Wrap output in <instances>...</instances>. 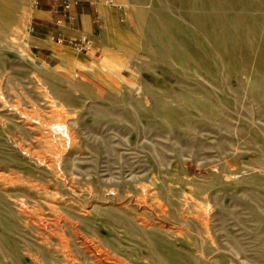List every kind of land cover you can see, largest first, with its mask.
<instances>
[{"label":"rangeland","instance_id":"374dc122","mask_svg":"<svg viewBox=\"0 0 264 264\" xmlns=\"http://www.w3.org/2000/svg\"><path fill=\"white\" fill-rule=\"evenodd\" d=\"M24 1V21L22 0L0 3V195L17 248L0 264H157L153 227L181 264H264V51L227 52L189 18L261 22L264 0H99L95 37L61 44L35 26L49 1Z\"/></svg>","mask_w":264,"mask_h":264},{"label":"bare ground","instance_id":"6f19581e","mask_svg":"<svg viewBox=\"0 0 264 264\" xmlns=\"http://www.w3.org/2000/svg\"><path fill=\"white\" fill-rule=\"evenodd\" d=\"M3 1L5 0H0V3H2ZM22 1L23 3L21 4L22 10L20 13V20L24 21L28 14L26 12V7H25L26 3L24 0ZM35 1L36 0H30L32 7L34 3H36ZM221 1H225V0H221ZM210 2L212 6H215L214 4L218 5V2L220 1L217 0L216 2L215 0H212ZM247 3L250 5H254L256 4V1L247 0ZM189 18L190 21L199 28H201L202 31L206 29L208 31L206 34L208 38L215 42H218L219 45L221 44L222 48L227 52L235 53L237 50L242 49L241 51H244L245 55H247L250 58L252 57V59L255 61H258L263 56L264 49H260L259 47L256 48V45L254 43V38L255 36L259 35L261 37V41L264 42V19H262L261 22H258L257 18L259 19V17L251 16L246 13H237V12L222 13L217 11L215 13L210 11V12H204L203 14H190ZM161 112L162 113H160V115L163 118L168 119L172 122L178 123L181 120V117L171 107H162ZM3 201L4 200L0 195V227L2 228V234H0V249L15 256L17 253L16 243L15 241L10 240V235H9L14 229L12 223L7 221L5 217L7 216L6 211L8 210L6 209V205ZM197 224H199L200 227L202 226L200 221H197ZM152 229L155 231L153 232L151 237V248L154 249L156 256V263L181 264L182 263L181 259L174 257L173 255L170 256V253H168V255L162 254V251L160 250L161 233H159L154 227ZM201 242L203 243L204 247L202 246V243H200L199 248H200V252L204 257V255L206 256L205 253L207 251L205 247L206 243L210 244L211 246L212 241L208 240V242H205L201 240ZM233 243H234L233 241L229 243L230 248H234V245L235 246L237 245ZM196 244L191 246L195 247ZM216 251L219 252V250ZM260 253H261V259H264V241L260 243V246L258 248V255ZM253 258L257 261L260 260V258L257 256ZM218 260L219 259H216V261ZM245 260H247L246 257ZM248 260L250 261L253 259L251 257V259ZM202 264H207V259H204Z\"/></svg>","mask_w":264,"mask_h":264},{"label":"crops","instance_id":"0c3cea01","mask_svg":"<svg viewBox=\"0 0 264 264\" xmlns=\"http://www.w3.org/2000/svg\"><path fill=\"white\" fill-rule=\"evenodd\" d=\"M98 1L99 0H82L83 4L81 5V7L75 8L73 10V13L76 14L77 17L76 20L74 22H65L64 24L58 26H55L54 17L51 14L50 10L47 8L46 3L43 2L41 3L40 7L35 10L34 13V18L36 19V29L39 31H48L47 33L56 32L61 34L62 37L66 39L81 36L95 37V21L102 20L103 16L104 18H106V20L107 18H109L104 14L102 18L99 16V11H103V9ZM106 29L110 30V27L107 25ZM102 38H105V34ZM44 42V39L39 36L32 38V46L44 48Z\"/></svg>","mask_w":264,"mask_h":264},{"label":"built area","instance_id":"2783aa9c","mask_svg":"<svg viewBox=\"0 0 264 264\" xmlns=\"http://www.w3.org/2000/svg\"><path fill=\"white\" fill-rule=\"evenodd\" d=\"M50 6V12L55 16V24L61 25L63 21H74L75 14L73 10L79 5V0H48ZM50 40L56 44H61L63 42L62 36L59 33H54ZM69 43L77 51H83L85 48L89 47L90 42H77L70 40Z\"/></svg>","mask_w":264,"mask_h":264}]
</instances>
